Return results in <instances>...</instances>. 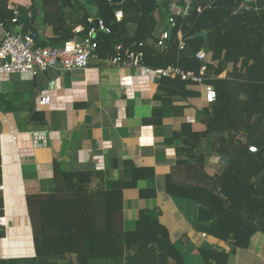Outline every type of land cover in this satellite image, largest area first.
Returning <instances> with one entry per match:
<instances>
[{
	"label": "trees",
	"instance_id": "16d2710c",
	"mask_svg": "<svg viewBox=\"0 0 264 264\" xmlns=\"http://www.w3.org/2000/svg\"><path fill=\"white\" fill-rule=\"evenodd\" d=\"M253 1L256 8L240 9L244 0H198L188 17L177 20L170 38L158 44L156 34L167 27L164 0H31L28 5L0 0V21L10 24L13 7L23 31L40 18L41 45L60 46L84 35L94 26L88 22L93 17L109 29L95 30L99 60L120 44L141 50L151 69L173 65L198 71L205 65L203 83L215 88L214 100L206 99L203 84L161 77L154 109L145 119L160 123L174 108L172 97L195 98L196 119L175 125L167 139L175 144L177 159L165 175V192L193 201L195 231L229 245L228 250L208 243L194 246L191 251L205 264H264V253L251 249V238L264 236V0ZM79 25L83 30L76 35ZM200 50L203 60L196 57ZM0 110L26 111L29 122L36 113L30 96L19 92L0 94ZM209 157L217 162L207 163ZM124 163L119 177L111 179L98 169L64 171L55 159L53 190L26 196L35 256L0 258V264H57L66 255L78 264H185L184 244L173 242L160 221L152 174ZM124 189L139 192L137 211L128 221Z\"/></svg>",
	"mask_w": 264,
	"mask_h": 264
},
{
	"label": "crops",
	"instance_id": "0c3cea01",
	"mask_svg": "<svg viewBox=\"0 0 264 264\" xmlns=\"http://www.w3.org/2000/svg\"><path fill=\"white\" fill-rule=\"evenodd\" d=\"M158 82V77L142 67L116 66L104 59L91 60L84 69L64 73L48 70L35 78L14 73L0 80V94L30 96L36 112L29 122L26 111L0 110V228L4 229L0 258L35 256L26 196L53 190L55 159L64 171L98 169L111 179L119 177L125 161L132 162L144 175L152 174L160 221L173 242L184 244L185 264H205L198 253L191 251L194 246L208 243L230 248L226 242L195 231L193 201L165 192V175L177 159L176 146L167 139L175 125L196 119L197 108L193 105L195 98L172 97L169 100L174 108L165 111L162 121L146 123L154 109ZM47 93L51 103L39 109L36 101ZM176 107H180L178 113ZM216 162V157L207 158L209 164ZM206 170L214 171L210 165ZM123 199L128 221L137 211L138 190L124 189ZM251 249L262 255L264 236L251 238ZM70 262L78 264L73 255L53 263Z\"/></svg>",
	"mask_w": 264,
	"mask_h": 264
},
{
	"label": "built area",
	"instance_id": "2783aa9c",
	"mask_svg": "<svg viewBox=\"0 0 264 264\" xmlns=\"http://www.w3.org/2000/svg\"><path fill=\"white\" fill-rule=\"evenodd\" d=\"M164 1L168 10L164 18V23L167 27L159 30L156 34L158 44L170 38L171 30L177 25V20L188 17L198 0ZM249 1L253 0H244V2ZM261 7L264 9V2ZM254 8H256V3ZM196 10L200 11L201 9L197 6ZM12 11L13 16L9 21L10 24L0 21V80L14 73L24 78H35L48 70L64 73L73 69H84L88 67L91 60H99L96 55L97 40L95 38V30L109 33V29L104 26L100 19L89 17L88 22H94V26H91L84 35L69 39L60 46H51L38 43L43 27L40 18L35 21L34 28H28L23 31L21 24L18 22V9L13 7ZM27 15L31 16V13L28 12ZM120 16L121 13L116 14L117 18H120ZM96 21L97 23H95ZM82 30L83 27L79 25L73 31L78 35ZM178 38L179 46L182 47L180 34H178ZM196 57L203 60L205 52L203 50L198 51ZM104 61L116 66L142 67L153 77H178L182 81L203 84L204 95L209 101L214 100L216 95L213 85L203 83L206 72L205 65H201L198 71L183 70L173 65L151 69L144 65L143 52L141 50L122 47L120 44L115 46L113 55L104 58ZM50 103L51 96L48 93L43 94L36 101L39 109L46 108ZM248 150L255 152L256 147L250 145ZM203 235L205 234L203 233Z\"/></svg>",
	"mask_w": 264,
	"mask_h": 264
},
{
	"label": "water",
	"instance_id": "95a60500",
	"mask_svg": "<svg viewBox=\"0 0 264 264\" xmlns=\"http://www.w3.org/2000/svg\"><path fill=\"white\" fill-rule=\"evenodd\" d=\"M245 7H255V2L254 1H249V2H243V4L241 5L240 9H243ZM97 23V21L95 22Z\"/></svg>",
	"mask_w": 264,
	"mask_h": 264
},
{
	"label": "rangeland",
	"instance_id": "374dc122",
	"mask_svg": "<svg viewBox=\"0 0 264 264\" xmlns=\"http://www.w3.org/2000/svg\"><path fill=\"white\" fill-rule=\"evenodd\" d=\"M13 1H16V2H23V4L25 3L26 5H28L29 2H31V0H13ZM35 1H39V0H35Z\"/></svg>",
	"mask_w": 264,
	"mask_h": 264
}]
</instances>
